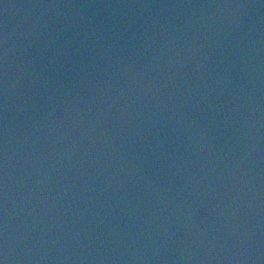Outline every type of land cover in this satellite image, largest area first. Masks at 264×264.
<instances>
[{"label":"water","instance_id":"obj_1","mask_svg":"<svg viewBox=\"0 0 264 264\" xmlns=\"http://www.w3.org/2000/svg\"><path fill=\"white\" fill-rule=\"evenodd\" d=\"M3 264H264V168L151 148L0 81Z\"/></svg>","mask_w":264,"mask_h":264},{"label":"clouds","instance_id":"obj_2","mask_svg":"<svg viewBox=\"0 0 264 264\" xmlns=\"http://www.w3.org/2000/svg\"><path fill=\"white\" fill-rule=\"evenodd\" d=\"M0 262H2V261H0ZM2 264H3V262H2Z\"/></svg>","mask_w":264,"mask_h":264},{"label":"snow or ice","instance_id":"obj_3","mask_svg":"<svg viewBox=\"0 0 264 264\" xmlns=\"http://www.w3.org/2000/svg\"><path fill=\"white\" fill-rule=\"evenodd\" d=\"M0 264H2V262H0Z\"/></svg>","mask_w":264,"mask_h":264}]
</instances>
